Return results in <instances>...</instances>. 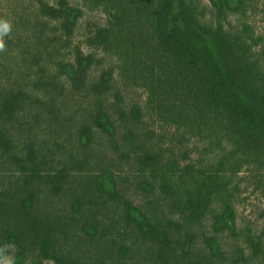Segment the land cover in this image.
<instances>
[{"label": "trees", "instance_id": "16d2710c", "mask_svg": "<svg viewBox=\"0 0 264 264\" xmlns=\"http://www.w3.org/2000/svg\"><path fill=\"white\" fill-rule=\"evenodd\" d=\"M34 4L0 51V261L264 264V229L224 243L233 180L264 181V0ZM248 15L250 37L224 24Z\"/></svg>", "mask_w": 264, "mask_h": 264}, {"label": "rangeland", "instance_id": "374dc122", "mask_svg": "<svg viewBox=\"0 0 264 264\" xmlns=\"http://www.w3.org/2000/svg\"><path fill=\"white\" fill-rule=\"evenodd\" d=\"M34 1L35 0H0L2 19L9 21L12 27L37 23L35 21ZM105 19L106 16L102 11L86 13L84 21L79 23L75 40L82 38L87 31L102 25ZM224 24L236 31L242 32L245 37H250L252 33L257 34L260 32L261 27L259 18L252 15H248L247 17L228 18ZM23 30L24 28H21V31ZM167 135L168 132L163 134L162 142L168 143L171 139V137ZM178 144L179 142L168 147L171 156L185 158L188 156L191 157L195 155V153H200L202 156L200 158V163L202 165L213 163L220 153V149L216 142H213L212 145L205 150L198 146L196 147V151L194 149L195 147L189 144L179 146ZM240 177L239 180H233L234 184H236L233 186V189H237V185L239 186V192L234 195V203L237 209V235H239V238L238 241H235L232 237L224 239V243L228 245L230 252L236 250V246L242 243L244 234H254L258 232L259 229H264V181L260 182L261 185L259 189L256 190L253 186L255 182H251V176L245 175L244 173ZM233 181L231 183H233Z\"/></svg>", "mask_w": 264, "mask_h": 264}, {"label": "clouds", "instance_id": "9594fccd", "mask_svg": "<svg viewBox=\"0 0 264 264\" xmlns=\"http://www.w3.org/2000/svg\"><path fill=\"white\" fill-rule=\"evenodd\" d=\"M11 31V24L9 21L0 19V51L4 50L3 37ZM0 264H13L12 257L8 256L6 260L0 261Z\"/></svg>", "mask_w": 264, "mask_h": 264}]
</instances>
